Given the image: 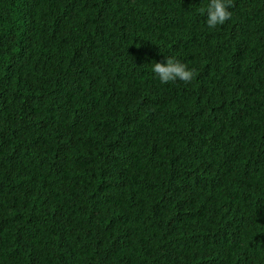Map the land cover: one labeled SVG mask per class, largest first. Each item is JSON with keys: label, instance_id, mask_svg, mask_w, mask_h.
Returning <instances> with one entry per match:
<instances>
[{"label": "trees", "instance_id": "1", "mask_svg": "<svg viewBox=\"0 0 264 264\" xmlns=\"http://www.w3.org/2000/svg\"><path fill=\"white\" fill-rule=\"evenodd\" d=\"M207 3L0 0V264H264V0Z\"/></svg>", "mask_w": 264, "mask_h": 264}, {"label": "clouds", "instance_id": "2", "mask_svg": "<svg viewBox=\"0 0 264 264\" xmlns=\"http://www.w3.org/2000/svg\"><path fill=\"white\" fill-rule=\"evenodd\" d=\"M233 6V0H208V3L199 8L198 12L206 16L208 27L215 29L231 19L232 13L229 9ZM152 72L162 84L174 83L178 80L187 84L195 77L194 69H190L185 63L172 56H166L163 62H155Z\"/></svg>", "mask_w": 264, "mask_h": 264}]
</instances>
